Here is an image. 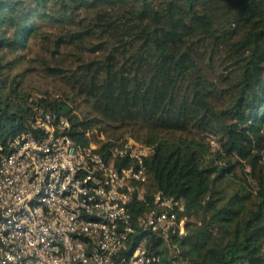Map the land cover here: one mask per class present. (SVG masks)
Returning a JSON list of instances; mask_svg holds the SVG:
<instances>
[{
	"label": "trees",
	"instance_id": "16d2710c",
	"mask_svg": "<svg viewBox=\"0 0 264 264\" xmlns=\"http://www.w3.org/2000/svg\"><path fill=\"white\" fill-rule=\"evenodd\" d=\"M41 109L153 147L128 254L264 264V0H0V145ZM157 193L185 203L170 244L138 228Z\"/></svg>",
	"mask_w": 264,
	"mask_h": 264
},
{
	"label": "built area",
	"instance_id": "2783aa9c",
	"mask_svg": "<svg viewBox=\"0 0 264 264\" xmlns=\"http://www.w3.org/2000/svg\"><path fill=\"white\" fill-rule=\"evenodd\" d=\"M66 119L41 109L30 130L0 145V264H162L136 233L133 201L147 202L153 147L75 142ZM139 222L163 238L186 234L184 200L162 193Z\"/></svg>",
	"mask_w": 264,
	"mask_h": 264
},
{
	"label": "rangeland",
	"instance_id": "374dc122",
	"mask_svg": "<svg viewBox=\"0 0 264 264\" xmlns=\"http://www.w3.org/2000/svg\"><path fill=\"white\" fill-rule=\"evenodd\" d=\"M32 83H33L35 88H45V87H48V86L52 85L51 83H48L46 80H43L40 77H34ZM97 134H98L97 138L101 142H106V141H112L113 142V141H116V142L121 143V140H122L121 138L118 139V137H119L118 133H116V131H114L111 127H105L104 131L99 132V133L97 132ZM130 139L136 141L133 138H130ZM93 144H95V143L93 142ZM95 145L98 146L97 143ZM116 147H119V146H116Z\"/></svg>",
	"mask_w": 264,
	"mask_h": 264
}]
</instances>
